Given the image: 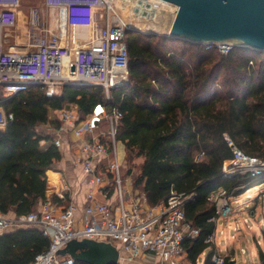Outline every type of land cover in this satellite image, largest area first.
Returning a JSON list of instances; mask_svg holds the SVG:
<instances>
[{
	"label": "trees",
	"instance_id": "1",
	"mask_svg": "<svg viewBox=\"0 0 264 264\" xmlns=\"http://www.w3.org/2000/svg\"><path fill=\"white\" fill-rule=\"evenodd\" d=\"M125 40L129 81L110 89L109 100L101 87L66 84L57 95L32 85L2 99L13 119L0 129V210L19 216L44 202L46 171L61 159L52 140L61 122L50 117L53 111L74 104L82 119L98 104L116 106L123 113L116 140L124 145L128 171L143 158L133 188L142 189L151 206L166 202L171 192L191 195L185 218L199 234L183 246L188 261L198 264L216 227L210 194L223 188L236 196L264 182L248 173L224 174L233 160L226 136L264 159V52L235 45L222 54L215 46L131 28ZM48 246L39 228L15 227L0 235V264H31ZM211 253L203 264H216ZM259 258L264 261L262 252ZM229 262L226 256L221 264Z\"/></svg>",
	"mask_w": 264,
	"mask_h": 264
},
{
	"label": "built area",
	"instance_id": "2",
	"mask_svg": "<svg viewBox=\"0 0 264 264\" xmlns=\"http://www.w3.org/2000/svg\"><path fill=\"white\" fill-rule=\"evenodd\" d=\"M43 4L59 10L68 32L63 34L61 29H44L43 34L28 43V48L13 50L12 45L5 47L3 30L16 25L20 0H0V102L32 85H44L48 94L57 95L62 85L81 82L103 88L105 98L109 100L110 89L124 86L129 81L125 40L128 25L118 14L115 0H43ZM78 27H91L90 34H79L75 31ZM202 44L205 48L215 46L222 54H227L235 46V42L225 40ZM56 112L61 122L57 131L63 130L65 123H76L79 126L74 129V134L78 137L85 130L92 132L101 123L107 124L106 141L101 140L99 134L78 145L77 162L81 164L89 185L82 225L74 227L72 204L59 208L47 200L38 209L19 216L9 217L0 210V232L24 226L42 231L49 239V246L37 254L31 264H73L70 256H61L58 251L68 241L84 238L110 242L128 260L151 254L166 264H189L183 241L199 234V229L185 218L184 205L191 195L171 192L166 202L151 206L142 192L129 205L126 203L130 193L124 185L116 148V131L122 111L116 106L98 104L80 119L76 105L71 104ZM12 119L13 114L0 105V129ZM225 139L233 153L231 167L224 168L225 175L248 173L252 178L264 177V159L244 153L228 136ZM53 143L59 147L60 138L54 139ZM202 154L200 152L196 160ZM98 155L107 157L103 170L111 175L109 183L115 188L116 204L96 195V190L109 177L104 178L93 164ZM101 193L107 196V191L101 190ZM232 197L231 192L223 188L210 194L209 200L216 208L214 221L230 215ZM213 240L214 233L208 235L205 242L211 244ZM241 252L245 250L241 249ZM223 259L213 249L211 261L221 264Z\"/></svg>",
	"mask_w": 264,
	"mask_h": 264
},
{
	"label": "water",
	"instance_id": "3",
	"mask_svg": "<svg viewBox=\"0 0 264 264\" xmlns=\"http://www.w3.org/2000/svg\"><path fill=\"white\" fill-rule=\"evenodd\" d=\"M161 1L177 7L168 36L194 43L234 40L237 46L264 52V0ZM66 85L95 86L83 82ZM58 254L87 264H119L120 260V252L112 243L88 238L68 241ZM229 264L245 263L233 258Z\"/></svg>",
	"mask_w": 264,
	"mask_h": 264
},
{
	"label": "crops",
	"instance_id": "4",
	"mask_svg": "<svg viewBox=\"0 0 264 264\" xmlns=\"http://www.w3.org/2000/svg\"><path fill=\"white\" fill-rule=\"evenodd\" d=\"M51 118H58L57 112L53 111L50 115ZM79 126L76 123H65L63 126V130L61 131H55L52 133V140L56 138H60L61 144L58 147L61 159L57 161L54 164V169H48L46 171L47 176V191L45 194V201L50 200L51 202H54L58 205L59 208L67 207L69 204H72L74 206V227H80L82 225V219L84 214V207L86 205V191L89 187L87 182V176L83 173L81 164L77 162L79 157V147L78 145L86 140H91L92 136H98L100 134L101 140L106 141L107 137L104 135L107 131V124L105 122L101 123L98 127V129H95L94 131H83L81 136H76L74 134V129ZM49 128H42L43 131L47 132ZM45 140H43L41 143L45 144ZM118 144L120 146L124 145L121 141H117L116 148L118 147ZM124 156L121 159L118 158L121 166V174L124 175V185L129 190L130 195L126 198V203L129 205L133 198L135 196L140 195L143 191L142 189H135L133 188V175H135L138 171V167L141 164L143 158L139 157L136 160H139L137 163V168L134 166L131 171L128 170V164L125 159V148L123 150ZM117 157H118V149H117ZM107 162V157L98 155L93 160V164L97 167L98 172L102 173L104 178H107L105 182L102 183V185L99 187L100 189L96 190V195L98 198L107 201L111 204H116V195H115V188L109 183V179L111 177L110 173L107 171H104V165ZM132 181V182H131ZM131 182V184H130ZM102 191H107V196H104ZM131 195H133L131 197ZM264 198V192L261 193V195H258V197L255 199V205L253 208L248 210V216L249 219L254 223L258 224V215L260 214V211L263 213L262 223L264 225V203L260 201ZM54 198H56V201H54ZM43 203V202H42ZM40 203V204H42ZM261 206V207H260ZM9 217H13L14 214L10 213L7 214ZM229 217V216H228ZM221 218H218L215 221L216 227L214 230V240L213 243L210 244L206 250H204V254H201L197 263L203 264L204 260L209 254V252L213 251L215 249V252L220 254L223 257L228 256L231 259H235L236 257V250L234 247L227 246L226 249L222 252L217 246L219 243L216 242V230H217V224L218 221ZM248 219V229L252 230L251 224L249 223ZM244 222H247L246 219H244ZM24 227H33V226H24ZM15 228V227H14ZM239 228V227H238ZM237 228V229H238ZM13 227L7 228L4 231L0 232V235H2L4 232H8L12 230ZM262 233V239L264 242V231L260 230ZM253 237L255 240L256 245V251L259 258V253L262 252L264 255V250L261 248V240L256 238V234L253 233ZM243 249V248H242ZM245 250V249H244ZM250 254L253 253V250H249ZM242 253V252H241ZM246 251L243 253L245 254ZM125 254L123 252L120 253V260L119 264H166L162 262L157 256L146 254L140 258H136L133 260H128L125 257ZM258 264H264V261L258 260ZM251 263L256 264L254 261ZM189 264H191L189 262Z\"/></svg>",
	"mask_w": 264,
	"mask_h": 264
},
{
	"label": "rangeland",
	"instance_id": "5",
	"mask_svg": "<svg viewBox=\"0 0 264 264\" xmlns=\"http://www.w3.org/2000/svg\"><path fill=\"white\" fill-rule=\"evenodd\" d=\"M144 1L118 0L117 2L115 1V6L118 9V14L127 23V25L131 27V29H137L143 32L168 34L172 21L175 17L177 7H174L175 5L167 3V5L170 6L169 8H166L168 10L167 14H169L170 16L168 17L169 19L167 21L165 29L154 30L149 28L151 26V19H147L149 18V16H147L149 14H147V7L145 5L147 0ZM136 4L138 7L136 6ZM172 7L176 9L173 11ZM51 9L52 8H49L43 4V0H20V6L18 8V21L16 25L11 29L3 30V33L6 34L5 47L7 48L8 46L12 45L14 46L12 48L13 50H17L18 48L26 49L28 48L27 46L29 42H33L37 36L45 32L44 29L57 31L58 28H53V25L51 24ZM138 12L139 14H137ZM141 22L143 23L140 25L141 27H137L136 24ZM225 41H232L235 43L238 42L234 40ZM117 149L118 158L122 160L124 156V148L123 146H120L118 144ZM138 162L139 160L134 159L133 165L136 168L138 166ZM122 177H124L123 174ZM262 192H264V182L252 185L246 188L242 193L233 196L230 199L232 211L229 217L219 219L217 224L216 242L219 243L217 247L222 252L226 249L227 246L234 247L236 250L235 259L239 263L251 264L252 261H254L256 264L259 263L253 233L256 234L257 239L261 240V248L262 250H264V242L262 239V233L260 231H264V225L262 223L263 213L260 211V214L258 215V224H254L248 216V210L254 207L255 199L258 197V195H261ZM260 201L264 203V198L261 199L260 197ZM244 219H246L247 222H244ZM248 219L249 223L252 226L251 228H253L252 230L248 229ZM242 248L245 249V254L241 253ZM250 249L253 250L252 254H250L249 252Z\"/></svg>",
	"mask_w": 264,
	"mask_h": 264
},
{
	"label": "bare ground",
	"instance_id": "6",
	"mask_svg": "<svg viewBox=\"0 0 264 264\" xmlns=\"http://www.w3.org/2000/svg\"><path fill=\"white\" fill-rule=\"evenodd\" d=\"M116 2L118 0H115ZM123 1V0H122ZM144 1V0H143ZM136 2V1H135ZM145 2V1H144ZM143 2V3H144ZM124 3V2H123ZM170 4V3H169ZM118 5V4H117ZM142 5V4H141ZM146 7H147V16H149V18L147 19H151L150 22H151V26L149 27L150 29H154V30H164L165 29V26L167 24V21H168V17L170 16L169 14H167L168 10L166 8H169L170 6L167 5V3H163L161 0H147L146 3H145ZM163 5V6H162ZM128 6V5H127ZM137 6V4H136ZM132 7V6H131ZM138 7V6H137ZM144 7V5H143ZM176 7V6H174ZM130 8V7H129ZM128 8V9H129ZM173 8V7H172ZM141 9V8H140ZM176 8H173V11L175 10ZM135 11V10H134ZM138 11V9H137ZM122 12V11H121ZM126 12V10H125ZM131 12V11H130ZM129 13V11H128ZM175 13V12H173ZM122 14V13H121ZM124 14V13H123ZM131 14V13H130ZM136 14V13H135ZM139 14V12L137 13ZM145 14V13H144ZM51 24L53 25V28H58V29H61L62 33L63 34H66L68 32L67 30V27L64 26V22L62 21V18H63V15H61V13L59 12V10H56V9H51ZM140 17V16H139ZM125 19V18H124ZM37 21V19H36ZM36 23V22H35ZM129 24V23H128ZM143 24L142 22L141 23H138L136 24L137 27H141L140 25ZM170 27V26H169ZM51 28V27H50ZM170 30V29H169ZM75 31L78 32L79 34L81 35H86L87 33L90 34V31H91V27L88 28V27H78V28H75ZM16 49V48H15ZM25 50V48H18L17 50Z\"/></svg>",
	"mask_w": 264,
	"mask_h": 264
}]
</instances>
